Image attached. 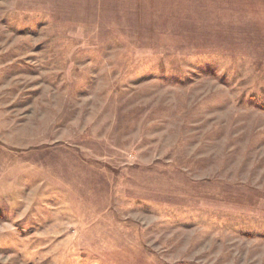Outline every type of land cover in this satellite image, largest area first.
Listing matches in <instances>:
<instances>
[{"label":"rangeland","instance_id":"1","mask_svg":"<svg viewBox=\"0 0 264 264\" xmlns=\"http://www.w3.org/2000/svg\"><path fill=\"white\" fill-rule=\"evenodd\" d=\"M0 264H264V0H0Z\"/></svg>","mask_w":264,"mask_h":264}]
</instances>
